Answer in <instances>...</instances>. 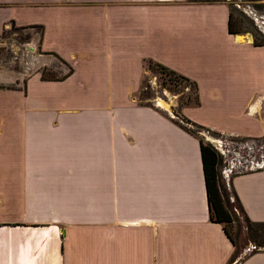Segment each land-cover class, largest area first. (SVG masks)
<instances>
[{
	"label": "crops",
	"instance_id": "crops-1",
	"mask_svg": "<svg viewBox=\"0 0 264 264\" xmlns=\"http://www.w3.org/2000/svg\"><path fill=\"white\" fill-rule=\"evenodd\" d=\"M227 19L225 2L0 0V34L35 26L71 69L0 89V264H264L248 245L232 262L208 220L200 139L136 101L159 65L192 86L180 112L207 144L263 139L264 46ZM219 180L264 223V169Z\"/></svg>",
	"mask_w": 264,
	"mask_h": 264
},
{
	"label": "rangeland",
	"instance_id": "rangeland-1",
	"mask_svg": "<svg viewBox=\"0 0 264 264\" xmlns=\"http://www.w3.org/2000/svg\"><path fill=\"white\" fill-rule=\"evenodd\" d=\"M223 1L230 10L234 28L241 32L239 35L248 36L257 43L261 42L258 31L264 34V0ZM39 33V28L35 26L21 28L8 25L0 34V88L18 89L25 79L33 73L43 71L45 77L59 78L68 71V68L56 57L42 54L37 46ZM46 64L48 66H45ZM144 69L140 88L136 94V101L146 106H155L154 108L174 120L185 131L197 136L203 144L209 143L210 138L218 139L207 129L190 123L180 112L182 106L193 101L195 94L192 86L186 83L183 78L182 81L175 75L171 76L157 66H149L148 63H145ZM184 120L188 122L185 123ZM219 139L229 152L228 157L224 158V162H232L233 168H235L233 172H248V170H243L245 164H247L246 169L254 168L256 169L254 171L264 169V138L258 140L231 137ZM211 147L213 149V146ZM221 157L218 156V172L223 166ZM225 193L228 198L230 191L226 190V187ZM228 203L232 204L231 201ZM235 211L237 210L235 209ZM230 231L233 235L237 233L235 224L231 225ZM245 238L247 235L244 230H241L237 241L238 248L242 246Z\"/></svg>",
	"mask_w": 264,
	"mask_h": 264
},
{
	"label": "trees",
	"instance_id": "trees-1",
	"mask_svg": "<svg viewBox=\"0 0 264 264\" xmlns=\"http://www.w3.org/2000/svg\"><path fill=\"white\" fill-rule=\"evenodd\" d=\"M190 3H223V0H187ZM231 14L230 10H228V19H227V33L230 35H239L241 32L240 30L234 28L233 23L231 22ZM261 42L257 43L256 41H252L254 46H264V34L260 33ZM56 57L62 64L64 62ZM149 66H157L160 70H165L167 74L174 76V73L166 70L164 67L159 65H155L152 63H148ZM65 65V64H64ZM71 73V69L68 68V71L63 74L59 78H50L45 77L43 75V71L40 72V79L41 80H49V81H56L62 80L67 77ZM181 78V77H179ZM2 89V88H0ZM12 90V89H8ZM187 123V120H184ZM199 155L202 167V174H203V183H204V190L206 196V204L208 210V220L212 223L219 224L230 241V243L234 247V255L233 260L237 257L241 249H244L246 245L251 244L254 248L247 255H251L253 253L264 251V223L263 222H252L250 221L247 216L245 215L242 207L240 206L238 199L236 198L235 194L230 191V195H232L233 201L232 204L228 203L227 194L225 193V189L222 187L220 180H219V172H218V164L219 158L218 154L209 144H203L199 141ZM233 209L238 211L240 219H238L233 214ZM232 224L236 225L237 233L233 235L230 231V227ZM244 230V233L247 235V238L243 240V244L240 248H238V236ZM246 256V255H245ZM243 256L242 258H244ZM241 260H238L239 262Z\"/></svg>",
	"mask_w": 264,
	"mask_h": 264
},
{
	"label": "built area",
	"instance_id": "built-area-1",
	"mask_svg": "<svg viewBox=\"0 0 264 264\" xmlns=\"http://www.w3.org/2000/svg\"><path fill=\"white\" fill-rule=\"evenodd\" d=\"M213 146V149L216 151V153L218 154V156L220 155V156H222L221 157V160L223 159V166H222V168L220 169V172H221V174L224 176V178H228V176H229V174L230 175H232V174H235V173H237V172H233V170L235 169V168H233L234 166H233V164H232V162L231 163H225L224 162V158L227 156L228 157V154H229V152L226 150L227 148L225 147V145L224 144H222L221 143V141H217L216 143H215V145H212ZM225 150V151H224ZM224 151V152H223ZM262 167V166H261ZM261 167H259V168H261ZM247 168V164H245L244 166H243V170L245 171V170H248V171H254V170H256V169H254V168H251V169H246ZM256 168H258V167H256ZM243 172V171H242ZM254 247L251 245V244H248V246L245 248V252L246 253H248V252H250L251 251V249H253Z\"/></svg>",
	"mask_w": 264,
	"mask_h": 264
},
{
	"label": "bare ground",
	"instance_id": "bare-ground-1",
	"mask_svg": "<svg viewBox=\"0 0 264 264\" xmlns=\"http://www.w3.org/2000/svg\"><path fill=\"white\" fill-rule=\"evenodd\" d=\"M161 103V102H160ZM161 105H162V103H161Z\"/></svg>",
	"mask_w": 264,
	"mask_h": 264
}]
</instances>
